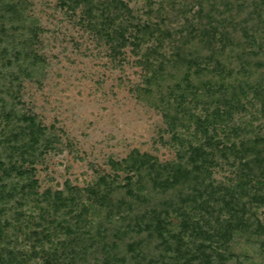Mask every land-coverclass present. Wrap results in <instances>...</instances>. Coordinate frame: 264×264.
Wrapping results in <instances>:
<instances>
[{"label": "trees", "instance_id": "1", "mask_svg": "<svg viewBox=\"0 0 264 264\" xmlns=\"http://www.w3.org/2000/svg\"><path fill=\"white\" fill-rule=\"evenodd\" d=\"M59 1L114 54L132 48L175 158L134 149L86 187L39 192L61 144L21 102L42 30L26 0H0V264H234L241 237L264 255V0H143L141 16Z\"/></svg>", "mask_w": 264, "mask_h": 264}, {"label": "rangeland", "instance_id": "2", "mask_svg": "<svg viewBox=\"0 0 264 264\" xmlns=\"http://www.w3.org/2000/svg\"><path fill=\"white\" fill-rule=\"evenodd\" d=\"M26 1L42 30L37 49L45 66L39 78L23 83L22 107L61 139L58 150L35 166L39 192L62 190L66 182L86 187L98 174H111L110 159L121 160L134 149L159 162L174 160L160 111L138 99L145 72L132 48L114 54L81 25L80 10L62 8L59 0ZM123 1L143 14V0ZM222 176L215 173L216 179ZM247 240L236 239L239 262L234 264H264L259 239Z\"/></svg>", "mask_w": 264, "mask_h": 264}]
</instances>
